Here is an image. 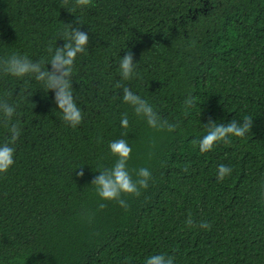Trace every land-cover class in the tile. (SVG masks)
Listing matches in <instances>:
<instances>
[{"label":"trees","instance_id":"1","mask_svg":"<svg viewBox=\"0 0 264 264\" xmlns=\"http://www.w3.org/2000/svg\"><path fill=\"white\" fill-rule=\"evenodd\" d=\"M71 26L89 35L71 73L77 126L52 90L0 68V99L21 128L0 174V264H144L158 253L175 264H264V0H0V59L17 53L51 69L49 49ZM128 51L136 74L125 80ZM123 86L176 128L150 127ZM245 116L243 137L199 151L205 124ZM8 136L0 114V142ZM118 138L132 147L133 178L139 167L152 174L139 195L122 194L127 208L91 184L114 163ZM221 163L232 169L222 180Z\"/></svg>","mask_w":264,"mask_h":264},{"label":"clouds","instance_id":"2","mask_svg":"<svg viewBox=\"0 0 264 264\" xmlns=\"http://www.w3.org/2000/svg\"><path fill=\"white\" fill-rule=\"evenodd\" d=\"M89 0H77V4L86 6ZM63 46H56L55 49H49L51 55L47 64L51 69L45 67L42 61H34L27 55L12 53L5 58L0 59V68L14 77L22 78L33 76L35 80L41 82L46 90L54 92L55 103L62 113V119L68 125L75 127L82 121V111L77 104L71 73L77 55L83 53L89 41L87 32L79 27H70L65 31ZM136 64L131 51L120 56L118 70L120 76L127 80L135 76ZM122 100L132 106L137 116H142L148 125L152 128H167L172 131L176 124L163 120L154 107L142 96L132 91L129 87L123 86ZM192 98L185 99L186 105L192 104ZM16 106L9 104L6 100L0 99V114L6 121V127L9 133L8 139L0 142V174L7 173L14 165L15 144L21 135V128L18 123L10 122ZM251 118L245 116L242 122L233 120L230 123L209 122L205 124L208 128L206 134L199 139V151L208 152L213 149L217 142H230V137H243L251 127ZM120 125L123 128L129 126L127 114H122ZM109 149L116 157L111 167L101 168L99 174L94 177L91 184L95 186V191L102 201H116L121 207L127 208V201L122 198V194L139 195L141 188H147L151 179V172L147 167H139L135 171V179L130 172L127 162L132 153L131 145L123 138H118L109 142ZM232 169L226 164H219L216 170L218 179H224L230 175ZM83 176V171L77 173ZM101 208L104 204L99 205ZM188 225L193 224L189 217L186 221ZM199 227L207 229L210 227L207 221H200ZM144 264H175L173 256L164 253L152 254L144 259Z\"/></svg>","mask_w":264,"mask_h":264}]
</instances>
